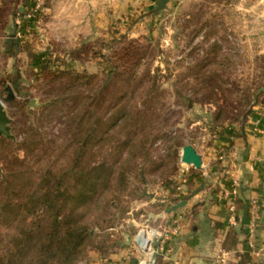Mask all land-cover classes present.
<instances>
[{"label": "rangeland", "instance_id": "374dc122", "mask_svg": "<svg viewBox=\"0 0 264 264\" xmlns=\"http://www.w3.org/2000/svg\"><path fill=\"white\" fill-rule=\"evenodd\" d=\"M115 1L106 11L98 0L87 34L76 21L86 18L83 0L80 11L77 0H0V99L12 135L0 137V214L6 201L25 202L50 169L69 172L65 185L102 163L124 174L119 189L95 197L79 264L124 246L136 254L139 229L166 227L167 210L199 174L183 147L208 156L215 138L242 131L264 106V0H169L158 14V0H130L124 12ZM130 45L137 53L126 63ZM46 65L100 80L69 89L65 77L41 73ZM16 229L0 217V251ZM253 255L260 262L252 264H264V250Z\"/></svg>", "mask_w": 264, "mask_h": 264}, {"label": "crops", "instance_id": "0c3cea01", "mask_svg": "<svg viewBox=\"0 0 264 264\" xmlns=\"http://www.w3.org/2000/svg\"><path fill=\"white\" fill-rule=\"evenodd\" d=\"M80 1L76 2L79 11ZM83 1L86 18L76 21L80 30L88 31L95 24L91 15L98 0ZM129 1L115 3L124 12ZM110 2L102 0L104 10H110ZM214 145V152L203 155L198 176L186 180V189L174 201L187 200L168 214V225L178 226L179 231L159 242L162 248L154 264H215L222 250L230 253V264H252L250 260H256L253 253L264 250V106H257L242 131L220 135ZM231 202L235 204L233 213ZM253 220L256 223L251 231ZM136 257L140 258L138 251L129 253L124 246L107 259L108 263L100 258L89 264H139Z\"/></svg>", "mask_w": 264, "mask_h": 264}, {"label": "trees", "instance_id": "16d2710c", "mask_svg": "<svg viewBox=\"0 0 264 264\" xmlns=\"http://www.w3.org/2000/svg\"><path fill=\"white\" fill-rule=\"evenodd\" d=\"M135 48L134 45L125 48L120 59L126 63L132 60L137 53ZM40 68L51 81L65 77L69 89L100 80L94 74L74 70L51 71L47 70V65ZM20 79L19 74L13 78L16 88H19ZM120 119L122 116L118 114L110 127ZM68 173L59 174L50 169L48 175H44L26 195L25 202H5L0 217L4 223L17 224V229L6 238L5 250L0 251V264H79L83 261L93 236V228L86 218L95 207V197L113 186L119 189L124 174L119 172L114 176V170L102 163L90 170L76 172V182L65 185ZM97 205L100 212L106 209L101 203Z\"/></svg>", "mask_w": 264, "mask_h": 264}, {"label": "built area", "instance_id": "2783aa9c", "mask_svg": "<svg viewBox=\"0 0 264 264\" xmlns=\"http://www.w3.org/2000/svg\"><path fill=\"white\" fill-rule=\"evenodd\" d=\"M39 7V4H37ZM229 210L231 213L235 212V204L233 202L229 205ZM232 222H235V216L231 218ZM256 221L253 220L251 231H254ZM179 231L178 226L171 227L167 225L166 227H154L149 224L142 226L135 236V247L140 253L139 264H154L155 256L162 246L157 247L156 242L164 240L167 238L169 233H177ZM145 233H148L147 236ZM230 256L228 251L222 250L217 256L218 263H225Z\"/></svg>", "mask_w": 264, "mask_h": 264}, {"label": "water", "instance_id": "95a60500", "mask_svg": "<svg viewBox=\"0 0 264 264\" xmlns=\"http://www.w3.org/2000/svg\"><path fill=\"white\" fill-rule=\"evenodd\" d=\"M168 2L169 0H158L153 12L156 14L160 13L162 10L168 7ZM7 42L9 44L15 43L16 47L19 48V44H20L19 38L9 37L7 39ZM6 90L8 91V96L6 97V101H13L16 97L13 88L10 85H8L6 87ZM4 105H5L4 101L0 99V137L2 135L11 137L12 135L10 133V128L8 126V124L11 122V119L8 117ZM182 160L186 162L187 164L194 165L196 168H202L203 166L202 155L191 144H187L183 147ZM186 203H187V200H182L179 203L170 207L167 211L168 213H171L183 207Z\"/></svg>", "mask_w": 264, "mask_h": 264}, {"label": "bare ground", "instance_id": "6f19581e", "mask_svg": "<svg viewBox=\"0 0 264 264\" xmlns=\"http://www.w3.org/2000/svg\"><path fill=\"white\" fill-rule=\"evenodd\" d=\"M147 236H149V234L148 233H145Z\"/></svg>", "mask_w": 264, "mask_h": 264}]
</instances>
